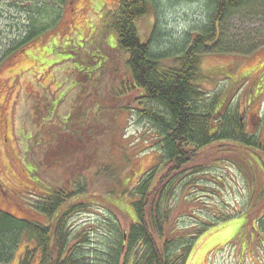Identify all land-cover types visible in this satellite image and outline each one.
Listing matches in <instances>:
<instances>
[{
  "label": "rangeland",
  "instance_id": "rangeland-1",
  "mask_svg": "<svg viewBox=\"0 0 264 264\" xmlns=\"http://www.w3.org/2000/svg\"><path fill=\"white\" fill-rule=\"evenodd\" d=\"M118 2L0 0V50L21 39L17 23L20 29L26 28L28 12L41 9L45 16L37 19L44 30H35V37L0 63V211L17 219L46 223L31 208L36 201L32 194L36 198L43 193L42 182H67L72 173L82 175L96 194L114 193L105 196L108 204L102 206L111 204L120 212L109 207L116 218L106 208L92 207L70 220L71 245L82 248L85 255L102 253L107 229L111 222L117 223L115 218L121 229L136 221L129 192L158 161V141L152 127L135 114L119 110L135 109L136 92L128 87L126 57L115 50L117 36L109 27ZM52 11L58 19H47ZM205 14L203 0H190L165 12H152L139 22L138 30L147 37L157 19L167 42L178 41L195 33L205 22ZM232 26L234 31L247 26L252 31L259 25L239 17ZM253 40L264 41V31ZM199 59L203 91L208 96L220 94L224 104L236 106L246 132L264 139V128H260L262 120L264 123V45L246 56L207 52ZM252 95L256 97L251 101ZM47 99L57 106V114L52 123L42 121L37 128L34 117L48 109ZM79 100L83 107L77 104ZM102 108L107 111L104 115ZM67 119H73L72 125L84 120L92 126L94 130L89 129L85 136L90 147L81 152L72 150L78 140L75 147L60 146L62 128L53 132L50 128H56L60 121L67 124L63 131L71 133ZM34 138L38 144L34 145ZM51 139L53 145L48 144ZM218 147L204 152L207 167L197 188L191 190L189 204L197 207L191 205L190 210L203 218V225L220 214H231V219L206 228L186 264H264V234L258 232L256 223L264 211V161L248 149L249 157L247 152L227 145L221 151ZM63 152L66 155H61ZM107 165L117 172L112 181L97 176ZM195 223L191 216L180 221L182 229L192 230ZM23 249L22 245L13 264H18Z\"/></svg>",
  "mask_w": 264,
  "mask_h": 264
},
{
  "label": "trees",
  "instance_id": "trees-1",
  "mask_svg": "<svg viewBox=\"0 0 264 264\" xmlns=\"http://www.w3.org/2000/svg\"><path fill=\"white\" fill-rule=\"evenodd\" d=\"M189 3L190 0H119L112 11L109 27L117 36L115 50L126 57L128 87L136 92L135 109L119 110L147 122L158 141L157 164L143 173L129 192L136 221L121 229L109 207L119 210L110 203L102 206L108 204L105 196L114 193L96 194L89 180L80 174L72 173L67 182L49 181L47 185L42 182L43 193L36 198L32 194L36 201L31 208L46 223L17 219L0 211V264H13L22 245L18 264H33L35 260L37 264H186L198 236L217 222L231 219V214H220L212 216L209 225H203V218L190 210L191 205L197 207L189 204L191 190L197 188V181L207 167L204 152L215 145L218 150H225L227 145L245 153L251 150L257 153L258 160L264 161V139L246 132L236 106L224 104L220 94L208 96L203 91L199 57L207 52L246 56L261 48L264 41L257 43L253 37L264 31V0H203L205 22L195 33L168 43L156 19L147 37L141 36L138 24L147 15ZM37 11L27 13L28 24L23 30L17 23L21 39L0 50V63L44 30L37 24V19L45 17L44 12ZM46 17L58 19L59 15L52 11ZM239 17L259 26L252 31L248 26L234 31V19ZM46 101L48 109L34 117L37 128L42 121L52 123L57 114V106ZM34 105L38 111V102ZM101 111L102 115L107 113L103 108ZM66 121L71 133L63 131L67 124L60 121L56 128L54 125L50 128L51 132L62 128L60 146L75 147L78 140L72 150L81 152L87 145L90 147L91 142L85 136L90 134L89 129L94 130L92 126L84 120L74 125L73 119ZM49 143L53 145L54 139ZM35 144L38 143L34 138ZM116 173L107 165L98 170L97 176L112 181L118 177ZM92 207L106 208L117 221L111 222L107 229L108 240L99 256L85 255L82 248L71 245L70 220ZM189 216L196 221L195 228L182 229L181 219ZM256 223L258 232L264 234V211Z\"/></svg>",
  "mask_w": 264,
  "mask_h": 264
},
{
  "label": "flooded vegetation",
  "instance_id": "flooded-vegetation-1",
  "mask_svg": "<svg viewBox=\"0 0 264 264\" xmlns=\"http://www.w3.org/2000/svg\"><path fill=\"white\" fill-rule=\"evenodd\" d=\"M255 97H256V96H255ZM255 97H253V95H252V96H251V101H252V99H253V98H255ZM242 123H243V121H242ZM243 124H244V123H243ZM244 127H245V126H244ZM260 128H261V130L264 128V123H263V120H262V123H261V125H260ZM251 134H252V133H251ZM255 135H258V134H256V133H255ZM258 136H259V135H258ZM261 141H263V139H262ZM248 154H249V155H251V153H250V152H249ZM256 154H257V153H256ZM256 154H255V152H253V154H252V155L255 157V156H256ZM255 158H256V157H255Z\"/></svg>",
  "mask_w": 264,
  "mask_h": 264
}]
</instances>
